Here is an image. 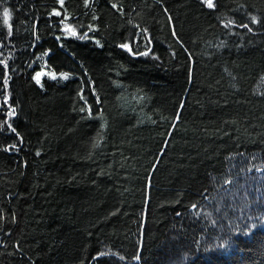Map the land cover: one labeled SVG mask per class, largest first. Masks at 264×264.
<instances>
[{
	"label": "trees",
	"instance_id": "16d2710c",
	"mask_svg": "<svg viewBox=\"0 0 264 264\" xmlns=\"http://www.w3.org/2000/svg\"><path fill=\"white\" fill-rule=\"evenodd\" d=\"M0 264H264V0H0Z\"/></svg>",
	"mask_w": 264,
	"mask_h": 264
},
{
	"label": "rangeland",
	"instance_id": "374dc122",
	"mask_svg": "<svg viewBox=\"0 0 264 264\" xmlns=\"http://www.w3.org/2000/svg\"><path fill=\"white\" fill-rule=\"evenodd\" d=\"M68 75H69V73L56 72L55 70H53L52 68H50L48 65L45 64L44 69L38 71L36 78H37L38 82L41 83L44 76L66 78Z\"/></svg>",
	"mask_w": 264,
	"mask_h": 264
},
{
	"label": "snow or ice",
	"instance_id": "6c2138e0",
	"mask_svg": "<svg viewBox=\"0 0 264 264\" xmlns=\"http://www.w3.org/2000/svg\"><path fill=\"white\" fill-rule=\"evenodd\" d=\"M207 3H208V6H209V7H212V0H207ZM4 17H5V18L8 17V12H7V11L4 12ZM5 22H7V21H5Z\"/></svg>",
	"mask_w": 264,
	"mask_h": 264
}]
</instances>
